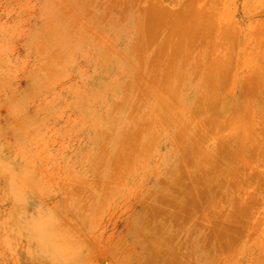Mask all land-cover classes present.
<instances>
[{"label": "rangeland", "instance_id": "1", "mask_svg": "<svg viewBox=\"0 0 264 264\" xmlns=\"http://www.w3.org/2000/svg\"><path fill=\"white\" fill-rule=\"evenodd\" d=\"M0 264H264V0H0Z\"/></svg>", "mask_w": 264, "mask_h": 264}]
</instances>
